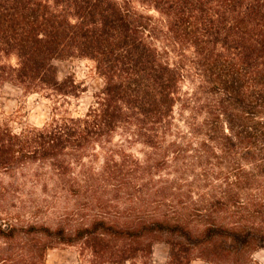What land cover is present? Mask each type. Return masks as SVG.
Masks as SVG:
<instances>
[{
    "label": "trees",
    "instance_id": "obj_1",
    "mask_svg": "<svg viewBox=\"0 0 264 264\" xmlns=\"http://www.w3.org/2000/svg\"><path fill=\"white\" fill-rule=\"evenodd\" d=\"M70 57L92 61L102 87L81 116L19 132L0 124V169L38 163L61 194L117 191L131 180L70 175L83 157H131L117 135L148 147L145 157H244L250 170L200 163L192 181L155 190L167 209L131 221L0 223V264H45L59 244L76 245L81 264H155L156 243L168 246L162 264H260L264 0H0V85L77 97L74 78H57L55 61ZM176 105L190 115L171 134Z\"/></svg>",
    "mask_w": 264,
    "mask_h": 264
},
{
    "label": "rangeland",
    "instance_id": "obj_2",
    "mask_svg": "<svg viewBox=\"0 0 264 264\" xmlns=\"http://www.w3.org/2000/svg\"><path fill=\"white\" fill-rule=\"evenodd\" d=\"M136 5L135 2H133ZM58 80L70 76L79 84L77 97H64L50 91L24 93L9 84L0 85V124H6L14 132L27 128H40L54 115L81 116L91 104L92 93L102 87L103 81L96 73L92 61L70 57L55 61ZM185 89L186 87L183 86ZM171 134L185 131L183 122L190 114L176 105L173 112ZM174 139L168 135L166 141ZM118 146L131 157H83V165H72L70 175L76 176L84 170L94 175H111L128 178L131 186L117 191L109 188L83 195L61 194L60 189L47 176V170L38 163L22 169L5 171L0 169V223H37L51 228L57 225L71 226L94 215H103L108 220H135L168 208L170 198L155 192L163 181L185 184L201 172L200 163H208L214 171L228 172L230 165L242 164L249 169L244 157H145L150 149L141 143H127L115 136ZM262 158V157H254ZM203 161V162H200ZM40 166V167H39ZM175 190V189H174ZM173 191V189H172ZM193 198L196 194L192 195ZM162 202V203H160ZM166 243L152 247V259L162 264L167 256ZM253 260L264 264V248L252 253ZM45 264H81L76 245L59 244L48 248ZM115 264V263H107ZM123 264H140L126 261ZM191 264H207L195 259Z\"/></svg>",
    "mask_w": 264,
    "mask_h": 264
}]
</instances>
